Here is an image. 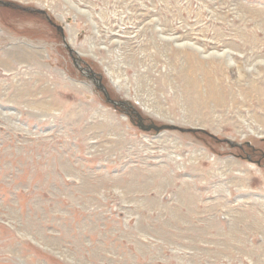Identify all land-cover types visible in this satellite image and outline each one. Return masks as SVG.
Masks as SVG:
<instances>
[{
	"label": "rangeland",
	"instance_id": "rangeland-1",
	"mask_svg": "<svg viewBox=\"0 0 264 264\" xmlns=\"http://www.w3.org/2000/svg\"><path fill=\"white\" fill-rule=\"evenodd\" d=\"M3 1L0 264H264V0H85L132 8V53L83 58L110 98L191 132L105 101L68 0Z\"/></svg>",
	"mask_w": 264,
	"mask_h": 264
},
{
	"label": "built area",
	"instance_id": "built-area-1",
	"mask_svg": "<svg viewBox=\"0 0 264 264\" xmlns=\"http://www.w3.org/2000/svg\"><path fill=\"white\" fill-rule=\"evenodd\" d=\"M66 3L69 5L68 10L72 13L76 22L79 21L78 16L85 17V21H80V24L88 25L90 21V25L91 27H93V31L90 35H88L87 41L79 43V45H82L83 47L82 50L81 47L78 48V46H76V43H73L76 47V50L82 56L88 55L92 58H98L96 54L97 50L99 52L107 54L108 57L112 56L119 59L121 57L122 48H127V50H130L132 53V44L134 46L139 45L135 42V35L132 36V8L124 9L123 13L121 12L123 16H126L128 18L123 21V24L118 25L116 28H114L110 27L108 24L97 25L94 22L92 16L94 15V13L91 10L92 6L90 2L85 0H68L66 1ZM85 12L90 14V17H88ZM102 60L103 59L101 58V61ZM103 70H105V75L111 80L113 75L108 71V68L103 67ZM120 73L122 72L120 71Z\"/></svg>",
	"mask_w": 264,
	"mask_h": 264
},
{
	"label": "water",
	"instance_id": "water-1",
	"mask_svg": "<svg viewBox=\"0 0 264 264\" xmlns=\"http://www.w3.org/2000/svg\"><path fill=\"white\" fill-rule=\"evenodd\" d=\"M0 5L1 6H9L10 2L7 1H3L0 0ZM34 12H38L40 14H44L45 11L44 10H40V9H31ZM48 21H50V19L47 17ZM51 22V21H50ZM56 29L60 32L62 40L64 42V46L68 51V54L71 58V61L74 65V67L80 71L82 73L83 76H85L87 79H89L94 87L99 90L104 98L105 101L109 104H111L113 107H120L123 111H125L126 113H129L130 116L134 115L136 118V126L138 128H140L141 130L144 131H149L151 129H153L154 131L158 132L160 130H166V129H173V130H179L181 132H191V131H196V130H200V128H195V127H190V128H182L179 127L177 125H173V124H163V125H156L154 123H149V124H145L143 122V118L142 116L139 114L138 111H136V109H134V107L128 103L127 101L124 100H114L112 98H110L108 91L106 90L105 85L102 83V75L100 73H96L92 70V68L89 66V64H87L85 61H82L80 58H78L76 56V52L65 42L64 39V33H63V28L59 25H55ZM225 142L229 143L231 146H238L240 147L241 144H232L231 141L224 139ZM247 145H249L248 142H246Z\"/></svg>",
	"mask_w": 264,
	"mask_h": 264
},
{
	"label": "bare ground",
	"instance_id": "bare-ground-1",
	"mask_svg": "<svg viewBox=\"0 0 264 264\" xmlns=\"http://www.w3.org/2000/svg\"><path fill=\"white\" fill-rule=\"evenodd\" d=\"M85 13L88 15V17H90V14H88L87 12H85ZM187 44H188V43H187ZM212 52H213V51H212ZM210 54H211V53H210ZM216 54H217V55H222V54H224V52L216 53ZM126 78H127V77H124V79H126ZM117 81H118V80L115 79V80L113 81V83H114L115 85L118 86L119 84H118Z\"/></svg>",
	"mask_w": 264,
	"mask_h": 264
},
{
	"label": "flooded vegetation",
	"instance_id": "flooded-vegetation-1",
	"mask_svg": "<svg viewBox=\"0 0 264 264\" xmlns=\"http://www.w3.org/2000/svg\"><path fill=\"white\" fill-rule=\"evenodd\" d=\"M239 149H242V147H239ZM253 153H255V152H257V151H252ZM260 154V153H259ZM260 156L262 157V158H264V152H262L261 154H260ZM247 158H249V157H247Z\"/></svg>",
	"mask_w": 264,
	"mask_h": 264
}]
</instances>
